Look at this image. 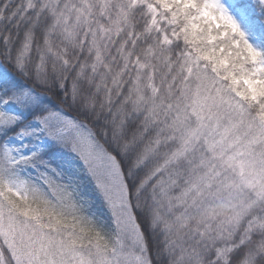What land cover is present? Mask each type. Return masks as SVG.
Segmentation results:
<instances>
[{
  "label": "snow or ice",
  "instance_id": "1",
  "mask_svg": "<svg viewBox=\"0 0 264 264\" xmlns=\"http://www.w3.org/2000/svg\"><path fill=\"white\" fill-rule=\"evenodd\" d=\"M7 8L0 264H153L142 198L177 186L178 221L224 188L247 193L205 229L196 264H264V0ZM97 197L108 231L89 211Z\"/></svg>",
  "mask_w": 264,
  "mask_h": 264
},
{
  "label": "trees",
  "instance_id": "2",
  "mask_svg": "<svg viewBox=\"0 0 264 264\" xmlns=\"http://www.w3.org/2000/svg\"><path fill=\"white\" fill-rule=\"evenodd\" d=\"M4 3H8V8L5 15L13 12L20 0H0V6ZM247 30V25L244 24ZM260 47L259 44H257ZM75 176V173H72ZM82 183L78 186V191L81 196L86 199H91L95 195V190L87 182L85 178H81ZM181 186H177L174 189H169L167 194L159 196L156 194L155 202L150 199L153 206V211H155L162 199L167 200L168 203V213L170 212V225L166 227L163 222H155V225L149 227L151 233V244L150 247L153 251V264H195V261L189 256H195L198 252H195L192 244L197 243V239L201 237L202 234L198 235V232L205 231L202 228H214L224 223L232 213V203L237 199H244L247 193L240 192L237 193L235 190H229L224 188L220 191L217 196V201L212 205H207L204 209L197 212L196 210L189 208L188 218L183 221H178L177 217L181 216L185 209L183 207H176L175 197L180 194ZM149 192L150 189H149ZM145 197L142 198V207ZM171 200L172 206H169V201ZM222 201V203H220ZM148 208V206H147ZM166 207L158 208L161 214ZM143 209H146L144 207ZM97 220V223L105 231H108L105 215L107 209L104 207L103 201L97 197L94 208L89 210ZM151 224V223H150ZM195 246V245H194ZM201 251V248L199 252ZM203 258L202 264H208L206 257Z\"/></svg>",
  "mask_w": 264,
  "mask_h": 264
},
{
  "label": "rangeland",
  "instance_id": "3",
  "mask_svg": "<svg viewBox=\"0 0 264 264\" xmlns=\"http://www.w3.org/2000/svg\"><path fill=\"white\" fill-rule=\"evenodd\" d=\"M241 24L244 26V22L243 21H241ZM150 191H151V189H150ZM157 195L164 197V195H160V192L159 191H157ZM145 200H147V204L146 205H143L144 207H146V209H143V212H144V223H145V225L148 226V225H150L151 221L155 220V222H157V221L160 222L161 221V222H163V224L166 225V227H169V225L171 224L170 223V217H169L170 212L168 213V203H167L166 198L161 200V202L159 204V207H158V208H162V207L164 208V207L167 206V208L161 214L159 213V210L160 209H158V208L155 211H153V206L151 204L150 199H148V197H146ZM147 206H148V208H147ZM206 228L207 227H204L202 229L205 230ZM202 233H204V231H201L200 230L198 232V235L197 236H199ZM200 240H201V237L199 238V240L197 239V243L196 244L195 243L192 244L193 247H194L195 252H197V251L199 252L200 248H201V251H202V247L200 246ZM189 257H191V259L193 261H195V264H196V260L193 258L194 256H189ZM200 259H201V264H202L203 258H200Z\"/></svg>",
  "mask_w": 264,
  "mask_h": 264
}]
</instances>
